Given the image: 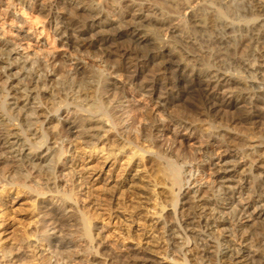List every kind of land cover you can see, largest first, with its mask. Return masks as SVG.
<instances>
[{"label": "bare ground", "instance_id": "obj_1", "mask_svg": "<svg viewBox=\"0 0 264 264\" xmlns=\"http://www.w3.org/2000/svg\"><path fill=\"white\" fill-rule=\"evenodd\" d=\"M7 1V5L9 2L11 5L16 2L22 8L26 7L28 10L34 8L36 12L44 14L48 23L53 24V33L58 37L62 52L58 56L49 51L43 55H39L37 51L25 54L23 52L25 48L21 51V46L18 44L0 40V162L8 163L6 167L9 166V172L15 175V178L12 176L9 179L10 174L0 176V193L5 187L12 185L31 197L35 196V200L31 199V203H35L40 195L43 196L46 193H52L58 197L54 202L46 201V204L40 208L41 210L39 209V214H36L38 215L36 226L31 232L28 231L30 233L17 245V248L16 246L8 249L0 247V264H14L20 259L26 261L27 258L29 260L35 258L38 261L36 264H69L68 260L60 262L61 259H59L58 262L56 257L61 256L63 252L69 253L70 248L78 249L75 238V236L78 238V235L84 237L85 242L89 243L88 251H96L98 247H102V229L99 230L91 225L78 203L77 197L79 196L76 192L86 187L87 180L85 174L77 170L79 161L76 155L77 146L89 149V155L99 152L104 155L105 160H116L118 155L124 152L120 149L121 143L129 140L134 141L135 146L137 144L136 147L140 146L144 154L151 153L153 157L156 155L157 159L163 160L164 165L162 168L159 165L157 174H160L161 178L168 183V193L171 196L170 213L175 215L177 205L181 204V218H179L182 220L180 224L182 228L179 227L177 231L174 225H167L168 223L162 221L165 205L159 203L156 205L158 209L152 208L150 218L143 217L141 213L128 214V217L124 215L125 219L122 222L126 225L125 236L138 232L137 237L141 239L137 246H140L141 240H145L146 243L145 246L142 245V250H146L150 255H163L172 262L174 259L166 256L168 252L177 248L181 237L180 231H192L195 235L218 231L222 233L220 238L224 244L217 254L220 256L221 261L219 262L222 264H264V257L259 256V253H256L257 250H250L248 245L244 244L248 241L242 234L245 231H240L241 234L237 237V241H240L239 245L235 246L231 243L233 233L239 231L237 225L242 219H247L246 226L249 223L254 225L264 223V169L245 161L246 155H258L259 148L264 146V82L260 83L256 69L252 67L253 65L249 66L245 57L243 58L244 49L256 48L258 60L264 61V37L263 39L257 37L258 32L264 28V18L258 20V16H264V3L244 2V5L242 3L241 12L249 15L245 18L250 24L239 29L243 34L236 36L237 39L234 37L231 43L226 41V38L223 40L222 37L221 41L217 40L220 41V47L216 46L218 42H215L214 46H208L205 49L191 44L187 47L184 45L186 48L180 50L173 45L161 43L155 37L157 28L170 23V18L160 11L163 5H160V10L156 6H147L149 7L147 9L145 6L135 7L132 13L125 14L124 23L123 21L118 22L119 25L124 24L123 28H119L121 26L117 23L113 25L111 21L103 20V18L107 19L104 12L93 5L91 0L80 1V3L84 2L85 5H89V14L83 17L86 20L81 21L82 24L77 20L76 14L71 15L67 10L63 13L59 12L51 2ZM8 8L9 6H6L4 10L7 12ZM75 8L80 9L83 6L76 5ZM230 13L234 12L230 11ZM230 13L228 12L229 15ZM226 16L225 13L218 17L203 18V20L192 19L189 23L192 28L201 27L202 23L204 25L210 23L213 26L217 18L225 19ZM12 17L15 20L19 19L16 14H12ZM228 25L217 24L219 31L223 33H227ZM172 29L171 27V31L174 30ZM200 30L202 31V28ZM217 35L215 34L214 37ZM122 43L126 46H122ZM143 47L146 48L144 51L136 50V48ZM83 48L89 49L82 51ZM198 61H207V64L204 62L205 64L199 65ZM56 66L66 67L67 72L65 71L62 75L60 72L56 73ZM79 71H82L83 77L76 80L77 77L74 75ZM104 73L121 76L123 84L129 86L134 92H130V95L120 92L118 95L113 93L115 96L110 99L112 93L90 92L89 88H82V86L92 87L95 80L104 76ZM61 76L65 77L64 80ZM10 80H14L15 84H8ZM52 82L56 84L59 82L61 92L59 90L55 92L50 88L52 86H49V83ZM194 93L202 99L204 108L200 109L191 102L186 106L185 114L189 112L193 113V116L195 114L218 120L229 110L239 111V115L235 113L238 116L235 117V122L238 125L251 126L248 127L250 130L247 129L256 131L253 139H249L250 136L247 138L249 134L245 135L243 130L241 133L238 132L239 134L236 132L230 136L221 125L213 126L207 121L203 124L205 128L203 125H198V131L195 129L202 138V144L196 150L197 161L199 160L200 163L194 162L195 160L186 161L188 158L185 159V154H175L171 150L158 148V144L155 145L152 138L153 133L160 131L163 127V122L166 121V118H163L164 114L172 106L180 103L184 97ZM133 95H139L147 101L149 109L147 113L140 114L137 126L129 131L130 126L125 119L118 122L115 120L116 115L124 109L123 102L133 101ZM63 107L68 117L65 122H61L59 118V112ZM189 113L181 116L180 120L168 121L172 123L178 121L179 125L177 123L176 125L179 127H181L180 123L191 124V129L197 127L195 119L198 117L194 119ZM190 116L195 121H190ZM258 124H262V127L256 126ZM245 133L247 134V131ZM143 158L140 154L138 163ZM200 165L212 168V179L208 182L194 178L201 168ZM30 171H34L38 177L41 176L40 187L44 193H40L38 188L33 189L26 186L25 183L20 184L22 180L30 178ZM234 176H237L236 180L233 179ZM6 181L9 184L7 186L2 183ZM183 186L186 191L182 190ZM68 187L71 188L68 189ZM151 195L155 197L152 192ZM88 196L90 195L86 197ZM67 199L73 201V204L68 203ZM104 199V202L110 205L119 198L110 194L107 199ZM187 200L189 204L185 207ZM1 203L2 200H0ZM119 205L123 204L116 203L115 207L118 208ZM132 209L136 208L132 207ZM137 218L150 221V225H147L148 231H141L139 228L131 229V224L135 223ZM177 222L180 223V221ZM30 237H33L34 241H30ZM247 237L249 239L251 236ZM93 242L96 245H92ZM242 243L244 245H241ZM202 246L199 248L202 249ZM81 249L77 250H80V253L76 251L75 254H81ZM189 251L187 253H192ZM172 253L169 254L172 255ZM196 258L198 259L197 256ZM176 261L173 263L175 264ZM88 263L93 264L90 260ZM155 264L163 263L156 262Z\"/></svg>", "mask_w": 264, "mask_h": 264}, {"label": "rangeland", "instance_id": "obj_2", "mask_svg": "<svg viewBox=\"0 0 264 264\" xmlns=\"http://www.w3.org/2000/svg\"><path fill=\"white\" fill-rule=\"evenodd\" d=\"M38 1L40 3L41 2L42 3L43 2L53 3L55 5L56 10L59 12L63 13L67 10V12H69V14L71 15L76 14V18L80 22V24H82V22L86 20V18L84 19L83 17H86L85 15L89 14V10H88L89 5L84 4V2H87L88 0H84L83 3H80V1L82 0H38ZM91 1L93 2V5H96L100 10L104 12L107 19L103 18V20L111 21L113 25L115 23L118 24V22L122 23V21L124 23V20H125L124 18L126 17L125 14L127 12L132 13V10L136 9L137 6H141V7L145 6L146 9L149 8L147 6H151V7L156 6L160 10L161 8L160 5L161 6L163 5L160 11L164 13L165 16L170 18L169 21L171 24L168 23L167 25H165L168 27L162 26L163 28L162 27L157 28L158 31L156 30L155 37L161 43L173 45L180 50H184L185 46L187 47L188 45H191V44H195L197 47L205 49L208 46H214L218 42L217 40H220V41L222 40V37L224 38L223 40H225L226 38V41H229L231 43L234 37L237 39L236 36L239 37L240 35L243 34L242 32L240 33L239 29H243L246 27V24L247 25L250 24V22L249 23L247 22V18H245V16L248 17L249 15L241 12L242 10L240 6L242 5V3L243 5L246 2H250L251 4L264 3V0H248V1L247 0H219V1L218 0H186V1L185 0H154L155 2L152 0H134V1L133 0H129V1L128 0H91ZM7 2H8L7 0H0V40L9 41L12 44L13 43L18 44L19 46H21L20 47L21 51H22V48H25V50H23L25 54L37 51L39 55H43L47 51H49V53L55 54V56H58V54L60 55L62 50L59 47L58 37L54 36L53 24L48 23L47 19H45L44 14L36 12L34 8L33 10L31 9L32 11L26 9V7L22 8V6L18 5L16 2L12 3V5L9 2V5H7L8 4ZM76 5L79 7L83 6V8L77 9L75 8ZM6 6H9L7 12L6 10H4ZM32 7H34V5H32ZM227 11L229 13L230 11L234 13H230L229 15ZM225 13L227 14L226 18L225 19L217 18V20H215L216 24L214 23L213 26L210 23L209 24L206 23L207 25H204L202 23L201 24L202 26L200 25L201 27L196 26L195 28H192V26L189 23L191 22L192 19H198V20L202 19L203 20V18L207 19L211 17H218ZM12 14H16L17 17H19V19L17 18L18 20L17 19L15 20V18L12 17ZM258 17H259L258 20H262L264 18V16H258ZM229 18H233V19H229ZM218 23H223V24L225 23L227 25L229 24L228 26L230 29L228 28L227 33H223L219 31V28L217 26ZM119 26H118L119 28H123L124 24L123 26L122 25H119ZM171 27L174 29V30L172 29L173 31H171ZM213 27L215 30L212 29ZM201 28H202V31L200 30ZM205 30L207 32H205ZM213 31H216V32L212 33ZM201 32L203 33L200 34ZM217 33L219 34L217 35ZM215 34L217 35V37H214ZM257 37H259V39H263L264 28L258 32ZM219 42L216 44V46L218 47L221 46L219 45ZM121 45L126 46L125 43H122ZM88 49L89 48L87 49L83 48L82 51H88ZM140 49L144 51L146 48L144 47L136 48L137 51L141 52ZM245 51L248 54H246ZM243 54H244L243 58L245 57L244 59L247 60L248 65L249 66L253 65L252 67L256 69V71L258 72L257 79L261 80L260 83L263 84L262 82H264V61L258 60L259 56L257 54V49L256 48H251V50L244 49ZM204 62L207 64V61H198V64L199 65L205 64ZM60 67L61 66L59 67L56 66L57 68L56 73L58 72L59 74L60 72V75L65 74V71L67 72V70H65L66 67H61V68ZM58 70H61V71H58ZM81 72L79 71V73H77L78 75L77 74L74 75L77 77L76 80H80V77H83L82 75L83 73ZM64 78L63 76H61L62 80H64ZM243 79L246 80L245 77H243ZM95 81L96 82L93 83L92 87L82 86V88L84 87L89 88L90 92H93V91L97 93L107 92L109 94L115 93L117 95H118V92L123 93L124 95H130L129 94L130 92H134L129 86L123 84V78L121 76H117V75L111 76V74L104 73V76L98 77ZM9 83L10 85H14L15 81L10 80L8 81V84ZM58 83L56 84V82H52V83H49V86H52L50 88L53 89L55 92L57 90L60 91L61 87L58 85ZM197 95H198L197 93H194L193 95H188V97H186L187 99L184 97L188 103L183 98V100L180 103H177L175 106H172L164 114L163 118H166V121L163 122V127L160 129V131H155L153 133L154 136L152 138L153 143L155 145L158 144L157 145V147L159 146L158 148L162 150L163 149L171 150V152L173 151L175 154L177 153L178 154L180 153V155L185 154L184 155V157L186 156L185 159L188 158L186 159V161L191 160V162H193L195 160L194 162L200 163L199 160L197 161L198 155H196V150L198 146L202 144L201 143L202 138H201V134L198 133L197 131L199 128L198 125H203L207 121L213 126H217V124L221 125L223 128H225L224 130L227 131L230 136L236 134V132L241 133V130H243L245 135L249 134L247 138L250 136L249 139L251 140L253 139V136L255 135L254 133L256 131H249L250 129L248 127H251V126H248V125L245 126L243 124L238 125L237 122H235L236 121L235 117H238L236 116V114L239 115V111L229 110L228 112H226V114L221 116V119H218V120L217 119L212 120L211 117L205 118L204 116H199L195 114L193 116V113L191 114L189 112L185 114V112L187 111L186 106L191 102L196 104L198 108L200 107V109L204 108L202 99ZM113 96L115 95L113 94L110 97V99L113 98ZM133 96H134L133 101L127 102V100H125V102H123L124 109L122 110V112H119L116 115V120H115L116 122H118V121L125 119L127 124H129L128 126H130L129 131H131L132 129H134V127L137 126V121L139 120L140 114L143 112L147 113L149 109V104L147 103V101L142 99L139 95H133ZM62 110L65 112V108L63 107L60 110L59 118L61 122H65V120L67 121L68 117L66 116V112L64 113ZM188 113L189 115L191 114L192 117H194V119L198 117L197 119H195L196 120L195 121L190 116L191 118L190 121L194 120L196 122L195 126H197V127H193L192 128L193 130L191 129L192 125L189 123H188L189 125L187 123H180L181 127H179L176 125V123L179 125L178 121L176 123H172L168 121L171 119L180 120L181 116L182 117L186 116ZM133 120H135V122H132ZM200 120L202 121L200 122ZM131 124L133 125L132 127H131ZM256 126L262 127V124L260 125L258 124ZM245 129H247L246 130L247 134L245 133L246 132ZM136 146H135L134 141L130 142L129 140V141L122 142L120 145L121 148L120 147L118 148H120L121 151H124V152L122 155H118L116 160L114 159L105 160L103 157L104 155L100 154L99 152H95L94 154L89 155L90 154L89 149L82 148L83 146H77L76 155L79 158L77 170L85 174V177L87 180V185H86L87 189L86 187L85 188L83 187L82 189H79V191L76 192V194L79 196L77 197L78 203H79L80 208H83L82 210L85 216H87V218L90 220L91 225L93 227L95 226V228H99V230L102 229L101 231L102 247L101 246L98 247L96 251L95 250L88 251L87 247L89 246V243L85 242L86 240L84 239V237H82L81 235H78V238L77 236H75V238L77 239L75 240L79 248L81 249L84 246L86 247V248L81 249V254H75L79 248L78 249L70 248L69 253L63 252L64 254L62 253L61 256L58 255V257H56V260L58 261L59 259H61L59 260L60 262L68 260L69 264H89L88 263L89 260H90V263H93V264H111V263L112 264L113 263L114 264L116 263L117 264H123V263L124 264H155L156 262L163 263V264H166V263L174 264L173 262L175 260L178 261V262L176 261L175 264H178V263L179 264H191V263L192 264H222L221 262H219L220 256L217 255L219 254L220 250L222 249L224 245L221 242L222 239L220 237H222V233L220 231H219L220 233H218V231L217 232L215 231L216 233L215 232L208 233V234L205 233V235L197 234V233L195 235L194 234L195 232H192V231H189V232L185 230L180 231L179 234L182 238L180 237L178 246L177 248L174 249V251H176V249L177 251L175 253L174 251H170L167 253L168 255L166 256V257H169L170 259H174V261L172 262L169 261L168 258H165V256L163 255L161 256L160 255H150V254H147L146 250H142L141 248L145 246V243H146L145 240L144 241L141 240L140 246H137V244L139 243L141 239L137 237V234H139L138 232L136 234L135 233L130 234L129 236L124 235V230H125L124 228H126L125 222L124 223L122 222L124 221L123 219H125L124 215L128 217L129 216L128 214L141 213L143 217L144 216L149 217L151 216L150 214H152L151 213L152 208L155 207V209H158V206L156 205H158L159 203H161V205H165V210L163 213L162 221L165 223H168L167 225H171V226L174 225L173 227L177 231H179V229L182 228L180 227V224H182V220L180 219L181 218L180 216L181 215L180 214L181 204L177 205L175 215L170 213L171 206L169 204H170L171 196L168 193V188H169L167 185L168 183L165 182L164 179L161 178L160 174H157L158 167L161 166L162 168L164 165L163 160L157 159L156 155H154L153 157L151 153L144 154L141 150V147L140 146L136 147ZM263 147L259 148L258 150L259 154L257 153L258 155L256 154L254 155L251 154V156L246 155L245 156L246 159L244 158L245 161H247L248 163L252 162L251 164L258 165L262 169H264V148ZM131 152H133V154ZM140 154L143 155L144 158L141 159L140 163H138ZM136 158H137V162H136ZM6 165H8V163L0 162V173H1L0 176H3V174L4 175L6 174V176H8L10 174L8 179L11 178L12 176L15 178L14 173L11 174L9 172L10 170L9 166H7L8 167L7 168ZM126 165L127 167H125ZM200 166L202 169L200 168L198 173L195 174L194 178L195 180H202L203 182L205 181L208 182L209 180L212 179V175H211L212 168L205 167L204 165L203 166L200 165ZM30 173H31L30 178L28 180H22L23 182H21L20 184L22 185L23 183H25L26 186H30L33 189L38 188V191L40 193H44V190H42L40 187L41 179H42L41 176L38 177L36 173H34V171H30ZM233 179L236 180L237 176H234ZM7 181L2 182V183L5 184V186H7L9 185L7 184ZM114 186L117 187V189ZM69 188L71 187H68V189ZM107 188L110 192L106 190ZM182 190L186 191L185 186L182 187ZM150 191L155 194V197L151 195ZM3 192L0 193V200H2V203L0 204V247L8 249V248H14L16 246L17 248V245H19L22 240L26 239L27 234L32 231L33 227L36 226V219L38 217V215L36 214H39V211L41 210L40 208L46 204V201L52 200L54 202L56 199H58V197L55 194L46 193L43 196L40 195V197H38L37 199L38 201L36 200L35 203L34 202L31 203V199L32 201L35 200V196L31 197V195L20 190V188H15L14 186L9 185L5 187ZM108 193L113 194L114 197L119 198V199L116 201H113L112 204L108 205L107 202L106 203L104 202L105 201L104 198L107 199L110 196V194L108 195ZM33 195H35V193ZM87 195H90V196L86 197ZM66 201L70 204H73V201L71 200L69 201L67 199ZM119 202L120 204H123V205H119L118 208L115 207L116 203H119ZM186 202L187 203L185 207H187L189 204L188 200ZM95 203H97L98 205L100 204V205L98 206ZM179 203L181 202L179 201ZM132 207H135L136 209L133 210ZM145 210L149 214L146 213ZM224 212H228V211L224 210ZM116 215L118 217H115ZM143 219L137 218L136 219L137 221L131 224V227H132L131 229L135 230L136 228H139V230L141 231L142 230L148 231L149 230L148 226L150 225V221H147L146 219L143 220ZM246 220L242 219L240 221V224L237 225L238 226L237 230L239 231H236L235 233H233V237L231 238V243H234L232 245H235V246L239 245L240 241H237L238 240L237 237L241 234V232L245 231L246 233L244 232L242 234L245 237V240H248V241L245 243L243 242V243L247 244L248 245L247 247L250 250H253V251L257 250L256 253L257 254L259 253L258 254L259 256L264 257V229H263L264 223L261 222L262 224L258 223L255 225L252 223H249L248 226H246L248 223V222H245ZM177 221H180V223ZM182 226H185V225H182ZM217 236H218V239H217ZM247 236H251V237H249L248 239ZM199 238H200V241H199ZM29 240L34 241V238L30 237ZM93 243L92 245H96L95 242ZM204 243L205 244L207 243V244L205 245ZM243 243L241 245H244ZM210 245L213 247L210 248L211 247ZM199 246H202L201 248L203 249V251L202 249L199 248ZM219 246H221V248ZM188 249L191 251H189ZM209 249L211 251L213 249L214 252L213 251L211 252ZM199 250H200V253H199ZM188 251L192 253H187ZM169 253H172L173 256ZM134 256L138 259L141 257L143 259L141 258L138 261V259H136ZM175 256L177 257L174 258ZM196 256L198 257V259L196 258ZM204 257L207 258L208 260H206ZM34 259L29 260L27 258L26 261L25 259L24 260L22 259L23 261L20 259L14 264H34V263L36 264V262L38 261ZM123 259L124 260L126 259V260L124 261ZM201 259L205 260V262H203V260ZM146 260L150 262L146 263L147 262Z\"/></svg>", "mask_w": 264, "mask_h": 264}]
</instances>
